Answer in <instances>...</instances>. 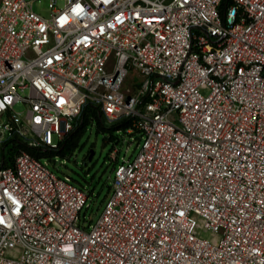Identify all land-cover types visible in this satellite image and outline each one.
Listing matches in <instances>:
<instances>
[{
    "label": "built area",
    "instance_id": "2783aa9c",
    "mask_svg": "<svg viewBox=\"0 0 264 264\" xmlns=\"http://www.w3.org/2000/svg\"><path fill=\"white\" fill-rule=\"evenodd\" d=\"M35 1L0 0V264H264V0ZM87 104L140 134L95 223L7 151L58 150Z\"/></svg>",
    "mask_w": 264,
    "mask_h": 264
},
{
    "label": "rangeland",
    "instance_id": "374dc122",
    "mask_svg": "<svg viewBox=\"0 0 264 264\" xmlns=\"http://www.w3.org/2000/svg\"><path fill=\"white\" fill-rule=\"evenodd\" d=\"M33 10L43 16L48 15L46 0H39L33 3ZM15 112H22L24 104L18 103L13 106ZM140 134H123L122 131H113L112 140H109V133L96 125L87 126L86 130L76 139V146L65 156H55L50 159L43 158L48 168L58 177H68L70 182L84 187L91 192V208L86 213L87 221L95 223L99 218L113 178L114 162L110 159V152L117 148L119 156L126 157L137 154L139 147H136L135 138ZM54 141L56 139L54 138ZM93 155L90 160V151ZM210 237L209 233H203Z\"/></svg>",
    "mask_w": 264,
    "mask_h": 264
},
{
    "label": "trees",
    "instance_id": "16d2710c",
    "mask_svg": "<svg viewBox=\"0 0 264 264\" xmlns=\"http://www.w3.org/2000/svg\"><path fill=\"white\" fill-rule=\"evenodd\" d=\"M96 125L102 128L104 132L109 133V140H112L113 131H122L123 134L130 128H133L132 119H122L112 125H106L104 116L95 109L91 104H87L76 121L71 132L59 144V149L56 151L40 150L26 147L18 139H11L8 142V154L12 157L19 150H25L37 157L50 159L55 156L65 157L75 146L77 137L86 130L87 126Z\"/></svg>",
    "mask_w": 264,
    "mask_h": 264
},
{
    "label": "water",
    "instance_id": "95a60500",
    "mask_svg": "<svg viewBox=\"0 0 264 264\" xmlns=\"http://www.w3.org/2000/svg\"><path fill=\"white\" fill-rule=\"evenodd\" d=\"M92 155H93V151L91 150L87 160H90Z\"/></svg>",
    "mask_w": 264,
    "mask_h": 264
}]
</instances>
